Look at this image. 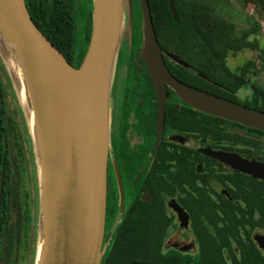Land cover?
Here are the masks:
<instances>
[{
  "label": "flooded vegetation",
  "instance_id": "flooded-vegetation-1",
  "mask_svg": "<svg viewBox=\"0 0 264 264\" xmlns=\"http://www.w3.org/2000/svg\"><path fill=\"white\" fill-rule=\"evenodd\" d=\"M163 54L180 82L262 112L249 106L260 76L244 70L249 60L228 58L229 71L220 66L213 78L173 74L169 64L191 66ZM112 101L102 264H264V170L241 169L240 161L264 165V130L188 105L169 86L162 108L136 55L119 68ZM25 166L21 197L11 199L0 227L2 264L35 261L38 181L32 165ZM13 173L17 181V165Z\"/></svg>",
  "mask_w": 264,
  "mask_h": 264
},
{
  "label": "water",
  "instance_id": "water-1",
  "mask_svg": "<svg viewBox=\"0 0 264 264\" xmlns=\"http://www.w3.org/2000/svg\"><path fill=\"white\" fill-rule=\"evenodd\" d=\"M92 1L91 39L81 66L76 68L35 25L26 0H0V57L17 90L2 54V45L9 42L22 69L33 115L30 125L19 97L39 186L35 264L103 263L112 151L111 105L116 69L126 48L124 35L130 56L135 26L140 39L138 53L155 84L162 108L169 86L188 105L264 130V113L192 88L170 73L148 0H138V14L136 0ZM170 8L177 20L173 0ZM240 161L241 169L264 170V165Z\"/></svg>",
  "mask_w": 264,
  "mask_h": 264
},
{
  "label": "trees",
  "instance_id": "trees-1",
  "mask_svg": "<svg viewBox=\"0 0 264 264\" xmlns=\"http://www.w3.org/2000/svg\"><path fill=\"white\" fill-rule=\"evenodd\" d=\"M79 0H26L33 22L48 40L64 55L76 68H79L87 53L92 33V2L91 8L84 14V28L81 30L78 17ZM153 18L155 34L163 52H168L185 61L191 66L190 70L169 64L173 74L185 71L202 73L216 78L220 74L218 67L224 66L227 70V59L230 54H238L249 50L258 53V59L249 61L245 65L246 72L261 75L264 70V43H262V26L255 16L245 12L243 14L245 26H239L224 12L230 7L228 0H173L177 9V20L174 19L170 8V0H148ZM245 11L249 6L264 11V0H239ZM137 14L140 12L136 0ZM232 16V14H228ZM237 16V15H236ZM134 31V40L129 56L133 55L142 61L139 49L134 44L138 40ZM135 53V54H134ZM137 63V62H136ZM3 65L0 59V227L7 217L9 203L21 197L20 184L22 175L25 176L27 156L20 141L12 143V126L6 101V86L3 78ZM229 71V70H228ZM199 82L204 80L196 78ZM249 82L239 85L245 86ZM202 88V87H199ZM253 102L249 106L257 107L264 112V86L255 84ZM31 162L34 173L37 172L35 155L29 132ZM15 139H17L15 137ZM12 146L15 152L12 153ZM18 166L20 173L14 175ZM38 181V178H37ZM39 195V186H38ZM2 240V238L0 239ZM37 250V248H36ZM36 258V255H35ZM0 264L2 255L0 252ZM35 264V261H34Z\"/></svg>",
  "mask_w": 264,
  "mask_h": 264
},
{
  "label": "rangeland",
  "instance_id": "rangeland-1",
  "mask_svg": "<svg viewBox=\"0 0 264 264\" xmlns=\"http://www.w3.org/2000/svg\"><path fill=\"white\" fill-rule=\"evenodd\" d=\"M230 7L227 8V11L224 12V15L230 19H232L233 21H235L236 24H238L239 26H245L244 24V16L243 14L248 13L252 16H255L257 20H259V22L261 23L262 26V35H261V40L262 43H264V11L263 10H256L254 7L249 6L245 11L242 9V7L240 6L239 0H228ZM80 2L78 5L79 8V17H78V22L80 25V30L82 28H84V14L86 13L87 9L91 8V2L93 4L92 0H80L78 1ZM232 14V16H229L228 14ZM237 15V16H236ZM124 45L123 47L126 46V48H124L123 50V54L121 53L120 55V64L117 66L116 69V78H117V74L119 71V68L126 65L128 63L129 60V56H128V44H127V35L125 33L124 35ZM138 42H140V39L134 41V44L136 46L137 43V47L139 48ZM242 58H245L247 60H257L258 59V53L255 51H243L240 52L238 54H230L229 55V60L230 62H236V61H240L242 60ZM1 59V57H0ZM2 65H3V78H4V82H5V86H6V101H7V107H8V113H9V117L11 119V126H12V133L14 134L12 136V143L14 144V141H20V145L23 147L24 152H26V156H27V164L30 161L31 162V157L30 154H28L30 152V145L28 144V136H27V132H29L28 130V126H27V121H26V117L24 114V110L22 108V105L20 103L19 100V96L17 93V90L14 86L13 80L10 77V74L4 64V62L2 61ZM257 83L261 84L262 86H264V70L262 72V74L259 76V78L257 79ZM114 95V93H113ZM113 100V99H112ZM113 102V101H112ZM15 137L17 139H15ZM15 141V142H16ZM15 146H12V153L15 152L16 149H14Z\"/></svg>",
  "mask_w": 264,
  "mask_h": 264
},
{
  "label": "bare ground",
  "instance_id": "bare-ground-1",
  "mask_svg": "<svg viewBox=\"0 0 264 264\" xmlns=\"http://www.w3.org/2000/svg\"><path fill=\"white\" fill-rule=\"evenodd\" d=\"M1 45V44H0ZM7 46V49L5 48ZM2 54L5 56L6 63L11 71V74L17 84V90L18 94L21 100V103L23 105V108L25 110V113L27 115V118L29 120L30 125L33 124V115L29 103L28 94L26 91L25 83H24V77L22 73V69L20 67L19 61L14 53L13 46L5 41V44L2 45ZM42 247V246H41Z\"/></svg>",
  "mask_w": 264,
  "mask_h": 264
}]
</instances>
